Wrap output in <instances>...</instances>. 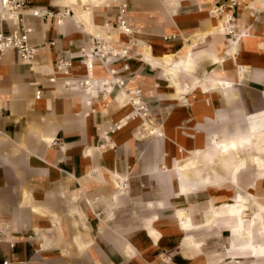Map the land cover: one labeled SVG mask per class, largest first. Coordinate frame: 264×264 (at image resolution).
Masks as SVG:
<instances>
[{
    "label": "crops",
    "instance_id": "1",
    "mask_svg": "<svg viewBox=\"0 0 264 264\" xmlns=\"http://www.w3.org/2000/svg\"><path fill=\"white\" fill-rule=\"evenodd\" d=\"M101 1L32 0L70 12L58 23L25 10L34 58H0V262L264 264V141L259 152L253 136L264 128H252L264 115V0ZM122 4L142 54L110 66L120 86L99 63L79 84L89 34L127 40L102 26ZM219 5L232 35L209 12ZM133 90L147 128L131 117Z\"/></svg>",
    "mask_w": 264,
    "mask_h": 264
},
{
    "label": "built area",
    "instance_id": "2",
    "mask_svg": "<svg viewBox=\"0 0 264 264\" xmlns=\"http://www.w3.org/2000/svg\"><path fill=\"white\" fill-rule=\"evenodd\" d=\"M31 1L32 0H0V23L4 22L5 24H8V21L11 20L13 24V28L7 32L0 31V58L10 50H14L17 57L22 61L29 62L34 58L38 46L30 43L29 38L32 28L22 22V16L25 10L35 17H54L57 19L58 23L61 22L62 17L68 15L70 12L69 9H65L62 12L59 10L53 12L45 6L32 5ZM236 3L235 0H229L226 8H232ZM125 7V4L120 6L119 12L116 16V24L114 26H112L107 20L103 22L102 26L106 31L115 30L118 34H124L127 37L126 41L107 39L99 32H94L89 34L88 46L80 47L78 53L74 56V58L79 59L87 72V78L85 80H80L79 84L90 86L94 64L99 63L106 68L113 81H116V84L120 86L123 84V81L115 79L114 75L117 70L110 66L120 60L129 59L142 54V48L145 44L133 35V31L131 30L125 15ZM209 12L214 16L222 17V23L226 35L234 34V17L230 12L225 11L223 5L213 7ZM15 13L17 16H21L19 24H16L13 18L7 17L9 14L11 15ZM50 44L53 45L54 41H51ZM70 59L71 58H65V56L58 58L57 67L64 75L68 74L67 68ZM123 67L127 68L126 65ZM69 82V80L65 81L66 84ZM104 84L105 82H101L100 85ZM130 95L129 102L132 106L131 117H139L143 121L147 120L148 123L151 124L152 122L148 118L149 108L141 99L140 90H133ZM37 96H39V94H37ZM104 139L107 140L106 137ZM53 143L56 142L54 141ZM0 264H8V260H3Z\"/></svg>",
    "mask_w": 264,
    "mask_h": 264
},
{
    "label": "rangeland",
    "instance_id": "3",
    "mask_svg": "<svg viewBox=\"0 0 264 264\" xmlns=\"http://www.w3.org/2000/svg\"><path fill=\"white\" fill-rule=\"evenodd\" d=\"M101 2L104 3L105 0H102ZM263 72H264V70H263ZM258 87L261 89V95H262V97H263L264 81H262V83H259V84H258ZM262 107H263V101H262V103H261V107H260V108H262ZM260 108H257V109H260ZM257 109H256V110H257ZM253 111H255V110H253ZM253 111H251V112H253ZM248 113H249V112H248ZM252 128H264V115H263L262 119L260 120V123H258V125H256V126H253ZM228 129L230 130V129H232V128L230 127V128H228ZM253 131H258V130L256 129V130H253ZM254 142L256 143V150H257L258 141L256 140V141H254ZM261 148H262V146H261L260 149H258V150L260 151ZM186 155H188V153H185V154L183 155V157H185ZM248 178H250L249 170H248L247 172H243L241 175H239V182H240L242 179H248ZM245 200H246V202H248V204H251V205H258L257 198L248 197V198H245ZM236 208L239 209V210H241V207H236ZM240 212H241V211H240ZM226 246H228V242H225V243L221 244V248H222L223 250H226Z\"/></svg>",
    "mask_w": 264,
    "mask_h": 264
},
{
    "label": "bare ground",
    "instance_id": "4",
    "mask_svg": "<svg viewBox=\"0 0 264 264\" xmlns=\"http://www.w3.org/2000/svg\"><path fill=\"white\" fill-rule=\"evenodd\" d=\"M88 2V1H87ZM93 2H97V0H93ZM6 17V16H5ZM7 17H11V18H13V20H15V21H17L18 20V16H17V14L15 13V14H9V16H7ZM220 28L221 29H224V26H223V24H221L220 23ZM232 44V43H231ZM187 59H189V58H187ZM190 61H191V59H189ZM143 127H146L147 128V121L145 120L144 121V123H143V125H142ZM248 133V132H247ZM253 136L256 138V140L259 142V141H262V143H263V141H264V132H260V131H253ZM262 136H263V138H262ZM238 139V138H237ZM233 140V139H232ZM236 140V139H235ZM255 140V141H256ZM231 141V140H230ZM252 141V140H251ZM254 141V140H253ZM236 142H238L237 140H236ZM228 143H232V142H228ZM234 143H232V145H233ZM239 144V143H238ZM260 145V144H259ZM233 147H234V145H233ZM232 147V148H233ZM258 148H260V147H258L257 146V149ZM222 149V148H221ZM224 149H227V146H224ZM237 150H238V148H237ZM223 152V151H222ZM225 152V151H224ZM257 152V151H256ZM260 152V151H259ZM263 152V151H262ZM238 154V153H237ZM234 159H236V158H234ZM243 159H244V157L241 159L242 161H243ZM256 160H258L257 162H258V164H259V162H261L260 160H259V158L258 159H256ZM239 161V160H238ZM242 164V163H241ZM257 164V165H258ZM233 167V166H232ZM258 168H260V167H258ZM264 168V167H263ZM262 169V168H261ZM229 170V169H228ZM231 212L232 213H236L237 215H238V217H239V219H240V222H239V226H238V228H243L244 226H243V223H242V219H241V212H240V210L239 209H237V208H233V209H231ZM250 220H248V222H249ZM251 223V222H250ZM252 225V224H251ZM248 226V225H247ZM244 229V228H243ZM249 231V229H248V227L246 228V232H248Z\"/></svg>",
    "mask_w": 264,
    "mask_h": 264
}]
</instances>
